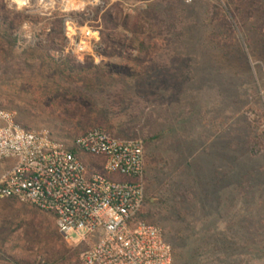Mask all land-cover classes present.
<instances>
[{"label":"rangeland","instance_id":"obj_1","mask_svg":"<svg viewBox=\"0 0 264 264\" xmlns=\"http://www.w3.org/2000/svg\"><path fill=\"white\" fill-rule=\"evenodd\" d=\"M1 14L15 42L1 28L2 108L68 144L96 128L150 142L142 220L171 246L189 225L205 264H264V0H0ZM86 235L65 239L53 215L0 200V264H84L98 240Z\"/></svg>","mask_w":264,"mask_h":264},{"label":"built area","instance_id":"obj_2","mask_svg":"<svg viewBox=\"0 0 264 264\" xmlns=\"http://www.w3.org/2000/svg\"><path fill=\"white\" fill-rule=\"evenodd\" d=\"M11 1L26 7L32 0ZM6 162L13 166L0 176V200L53 215L65 239L82 230L87 232L83 242L98 239L85 252L84 264H174L163 229L141 218L143 141L96 128L68 144L25 128L0 106V164Z\"/></svg>","mask_w":264,"mask_h":264},{"label":"trees","instance_id":"obj_3","mask_svg":"<svg viewBox=\"0 0 264 264\" xmlns=\"http://www.w3.org/2000/svg\"><path fill=\"white\" fill-rule=\"evenodd\" d=\"M256 1V0H254ZM252 4H255V2H252ZM5 15V14H4ZM3 14L0 15V30L7 26V20L8 18L4 16ZM105 18V17H104ZM57 27L55 28V32L51 35L50 41L47 47L44 48L48 53L51 50H55L56 44L54 43V40L56 37H62L63 38V21L60 20L57 22ZM12 28V21L8 24V27H6V35L3 37L4 39L9 40L10 39V46H14L15 42L11 41V35L7 34ZM5 29V28H4ZM1 36V35H0ZM106 40V38H105ZM109 56V55H108ZM110 57V56H109ZM72 111V112H71ZM70 111L71 120L77 119L78 117L82 116L80 115V109H72ZM73 129H76L73 127ZM150 142H145V147H148ZM160 162L154 158H149L148 166L150 168V172L152 174L153 180L156 182V184H160L161 178H159L158 173V167ZM177 189H166L165 192L168 193L167 200L164 203V206L166 207V213L169 215L178 217L181 215L180 211L183 210V212L187 209V205H185V202L180 200V203L175 204L176 195L175 192ZM150 200V199H149ZM148 200V201H149ZM181 204V205H180ZM178 222V221H177ZM179 224V223H178ZM176 225V223H175ZM190 226L188 225H182L181 223L178 225V227H175L173 229V237H171V243L173 248V257H174V264H205L204 261V249L208 248V244H204V240H195L193 241L188 233L190 232ZM203 258V259H202Z\"/></svg>","mask_w":264,"mask_h":264}]
</instances>
